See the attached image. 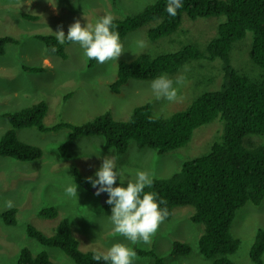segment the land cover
<instances>
[{
    "label": "rangeland",
    "instance_id": "374dc122",
    "mask_svg": "<svg viewBox=\"0 0 264 264\" xmlns=\"http://www.w3.org/2000/svg\"><path fill=\"white\" fill-rule=\"evenodd\" d=\"M153 1L0 0V37L13 36L18 40L8 43L6 52L0 54V136L11 127L5 112H15L39 101L47 102L44 121L47 126H53L63 121L81 124L105 112L112 113L115 119L129 120L134 109L146 103H151L155 115L168 117L186 109L204 92L220 89L225 73L224 60L220 57L191 59L176 72L164 73L174 81L178 76L185 78L176 101L156 99L151 89L155 78H132L119 92L114 91L111 84L117 79L119 63L133 60L141 53L156 55L187 44L205 49L208 42L219 35V26L226 20L223 14L193 20L185 13L175 33L156 41L150 40L148 31L160 20L150 21L120 37L124 52L117 61L104 64L96 61L89 65L84 50L74 42L66 45V57L52 54L46 43L37 37L38 34L56 35L60 26L67 35L69 25L77 19L84 26L95 24L108 13L115 19L123 18L143 10ZM140 40L145 41L146 47L138 46ZM252 42V31L236 41L231 62L252 79L264 80V71L251 55ZM25 65L42 66L44 71H27ZM224 128L225 122L219 116L198 127L188 144L162 155L151 147H139L135 139L130 141L124 154H118L116 149L105 146V139L100 135H80L71 139L69 128L46 132L35 126L18 129L20 139L39 145L44 153L34 160L0 156V264H16L25 247L35 254L46 250L59 264H77L61 247L46 245L29 233L32 225L51 236L64 218L70 219L83 251H107L114 243L121 242L134 250L137 247L155 249L168 264H212L213 260L199 249V237L205 226L191 220L193 206L176 207L173 217L159 225L150 243L132 245L113 232L112 206L106 203L108 194L96 196V189L82 187L74 175L78 168L83 177L96 179V171L104 157L109 156L115 158L124 187L128 181H135L138 171H146L152 178L170 177L187 159L207 153ZM250 138L253 144L264 141L262 134H249L245 140ZM67 141L69 158L64 157L60 149ZM74 182L78 186V201L65 194L66 186ZM114 186H121L119 176ZM8 200L13 202L11 208L6 206ZM46 206H56L58 216H41L39 212ZM12 208L17 209V221L6 224L2 212ZM260 228H264V199L259 204L247 202L232 222L231 232L241 241L239 249L230 255L237 264H253L250 251ZM174 240L192 243L193 252L183 256L172 254ZM134 264H155V260L137 255Z\"/></svg>",
    "mask_w": 264,
    "mask_h": 264
},
{
    "label": "trees",
    "instance_id": "16d2710c",
    "mask_svg": "<svg viewBox=\"0 0 264 264\" xmlns=\"http://www.w3.org/2000/svg\"><path fill=\"white\" fill-rule=\"evenodd\" d=\"M166 4L167 0H154L135 14L114 19L120 37L150 21L160 20L148 31L150 40L156 41L175 33L185 13L193 20L222 14L226 15V20L219 26V35L213 37L205 49L187 44L175 51L156 55L145 52L133 60L121 61L112 89L119 92L132 78L152 79L164 73H174L191 59L214 60L217 57L224 60L225 73L220 89L204 92L186 109L168 117L155 115L151 103H146L137 106L129 120L115 119L112 113L105 112L81 124L63 121L53 126H47L44 121L47 102L39 101L21 110L4 113L11 127L0 136V156L21 160L42 157L44 151L39 145L20 139L18 134V129L34 126L43 132L69 128L71 139L80 135H100L105 139V146L116 149L118 154H124L130 141L135 139L139 147H151L162 155L188 144L198 127L220 116L225 122L224 132L211 149L187 159L170 177H154L152 189L146 190L157 192L158 199L167 201L169 215L165 220L173 217L176 207L193 206L195 211L191 220L205 226L199 237L200 252L213 260L212 264H237L230 255L239 249L241 241L231 232L232 222L237 211L247 202L259 204L264 199V141L253 144L252 138L245 140L249 134L264 135V80L252 79L236 69L231 62V51L236 41L252 31L251 55L264 71V0H182L183 7L177 10L175 17L166 12ZM37 37L46 43L50 53L67 56L66 45L71 42L66 40L61 45L56 35L38 34ZM16 41L13 36H1L0 54L6 52L8 43ZM53 46L57 49L55 52L51 50ZM95 63V59H89V65ZM25 69L36 73L44 71L37 65H25ZM68 144L67 141L60 147L66 158L70 157ZM74 176L82 187L95 189L78 168H75ZM16 213V208L3 211L5 223L15 224ZM39 214L54 218L59 210L56 206H46ZM29 233L46 245L61 247L77 264H105L102 260L92 259L93 251L80 248V240L74 234L69 218H64L51 236L32 225ZM193 250L192 243L172 242L174 255H189ZM135 251L138 256L154 258L155 264H168L155 249L137 247ZM250 255L253 264H264V228L257 231ZM16 264L59 263L46 250L35 254L25 247Z\"/></svg>",
    "mask_w": 264,
    "mask_h": 264
},
{
    "label": "clouds",
    "instance_id": "9594fccd",
    "mask_svg": "<svg viewBox=\"0 0 264 264\" xmlns=\"http://www.w3.org/2000/svg\"><path fill=\"white\" fill-rule=\"evenodd\" d=\"M181 7H183L182 0H167L165 10L170 16L175 17ZM114 19V16L108 13L99 18L95 24L87 23L84 26L77 19L69 25L67 35L60 26L55 32L56 40L61 45L66 40L78 43L87 58L95 59L100 64L110 60L117 61L124 48ZM138 46L146 47L145 41H138ZM51 50L55 52L57 49L53 46ZM184 82L183 76L176 77L174 81L167 75L161 74L151 82V89L156 99L176 101L179 87ZM95 176L96 179L92 177L86 179L96 189L94 193L96 196L105 192L108 194L106 203L112 206L110 220L114 226V234L125 237L132 245L141 242L150 243L159 225L169 215L167 201L158 199L157 192L146 190L152 189L153 178L146 171H138L135 181H128L127 187H124L122 186L124 180L116 170L115 158L109 156L104 157ZM118 176L121 186H114ZM77 187L75 182L69 184L65 188V194L78 201ZM162 204L165 207H161ZM6 206L11 208L13 202L8 200ZM136 258V251L121 242L114 243L107 251L94 250L92 257L94 261L102 260L105 264H134Z\"/></svg>",
    "mask_w": 264,
    "mask_h": 264
}]
</instances>
